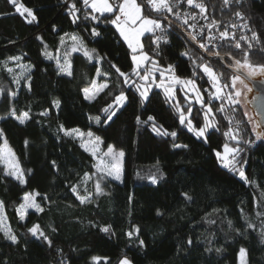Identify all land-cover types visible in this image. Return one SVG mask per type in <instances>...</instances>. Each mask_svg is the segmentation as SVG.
<instances>
[{
    "label": "trees",
    "instance_id": "obj_1",
    "mask_svg": "<svg viewBox=\"0 0 264 264\" xmlns=\"http://www.w3.org/2000/svg\"><path fill=\"white\" fill-rule=\"evenodd\" d=\"M20 2L34 9L35 22L27 23L8 0H0V87L6 90L0 95V116L14 105L19 111L30 109L32 118L23 125L15 119L0 120V125L22 168L33 171L26 173L27 184L20 185L4 177V165L0 163V200L5 204L8 225L19 238V243L13 244L0 232V264H119L123 257L133 264H240L241 247L247 249V264H264V140H256L244 108L230 104L224 106V112H218L221 100L211 102L215 127L207 134V142L198 139L179 123V113L162 89L153 88L149 99L141 104L136 89L122 83L123 77L112 64L131 74V51L110 23H101L97 30L102 35L93 37L91 28L97 24L84 21L83 10L77 13L81 19L73 23L68 12L71 0ZM203 3L209 25L213 20L217 22L209 28L210 32L220 33L227 28L230 33L235 32L237 40L242 35L251 37V31L257 32L260 43L251 41L249 60L264 64V0H241L228 6L223 5V0ZM182 5L200 12L186 0ZM77 7L82 8L79 0ZM237 11L243 13V20L234 15ZM166 16L182 25L174 15ZM245 23L251 31L242 26ZM232 24L237 27L231 28ZM183 28L185 33L169 28L164 21L170 42L161 44V55L155 57L159 64L172 63L182 76L200 73L197 79L204 92L211 83L198 67L201 64L210 65L218 74L222 73L221 82L230 83L231 75L236 73L221 61L203 56L191 43L189 29L184 25ZM70 35L82 40L88 50L96 49L95 58L89 60L83 52H73L66 39ZM143 41L145 50L153 55L151 34L146 33ZM240 43L247 49L245 41ZM234 44L235 41L227 40L217 53L243 60V52ZM44 52L54 58L48 59ZM182 52L189 56H182ZM66 54L71 76L59 73L57 66V59ZM16 56H21L23 64L30 68L25 74L18 73L13 68L14 60L8 59ZM227 63L232 65L229 60ZM7 68L13 71L9 73ZM18 76L19 85L13 82ZM29 76L31 90L25 86ZM96 78L109 81V87L89 101L82 89L92 87L91 81ZM8 89L17 91V97L8 96ZM121 91L127 94L128 102L119 110L113 109L117 115L112 121L97 124L90 119H103L106 114L101 109ZM54 99L61 101L59 109L52 106ZM45 109H49L48 115L41 116ZM203 112L199 104L194 105L193 116L198 125L204 120ZM138 116L141 123H137ZM149 116L155 117L157 126L176 131L177 137L157 135L151 129L152 122L143 123ZM60 124L90 130L102 137L104 144L122 149L123 181L109 177L103 193H94L81 204L70 186L84 183V174L94 170L95 158L81 147L78 138L58 132ZM230 128L240 130L239 147L243 151L239 159L246 164L247 180L221 165L215 154L228 141L224 133ZM245 137L254 143L245 144ZM25 139L30 141L27 147ZM174 143L189 147L173 148ZM52 161L56 162L55 167ZM151 176L157 178L156 183L149 179ZM34 190L48 197L36 198L44 212L31 209L21 221L17 212L21 197ZM34 224L40 225L51 245L28 232ZM108 225L111 234L100 230ZM136 227L140 230L139 239L145 242L143 246L136 235L131 239L126 235ZM189 239L193 241L191 245L187 243ZM218 248L221 251L217 252ZM94 256L101 260L93 261Z\"/></svg>",
    "mask_w": 264,
    "mask_h": 264
},
{
    "label": "snow or ice",
    "instance_id": "obj_2",
    "mask_svg": "<svg viewBox=\"0 0 264 264\" xmlns=\"http://www.w3.org/2000/svg\"><path fill=\"white\" fill-rule=\"evenodd\" d=\"M79 2L82 4V8L77 7V0H71L70 4L68 5V12L73 17V23H76L78 20L81 19V17L77 15V13H80L83 10L84 21L91 20L97 22V26L91 28L90 34L93 37H99L102 35V33L97 30L101 23H110L111 25L115 26L116 30L119 33V36L123 38V41L127 43L128 48L131 49V60L134 64V67L131 69V74L121 71L120 68L117 67L115 64H112V67L115 69V71L119 74L120 77H123V84L130 85L131 87H134L136 89L140 96V103L144 104L149 99V89L152 87V82H155V73L159 72L161 83H159L157 87L164 88L167 94V98L173 103V106L179 113V123L181 125H186L188 130L193 132L196 138H202L205 142H207L208 137L206 133L209 128L214 127L213 120L210 119V116L214 117L215 115V113L213 112L211 99L207 102L205 101V93L200 90V87L196 83L195 78H181L179 76H176L174 65L168 64L167 67L164 68L163 66H160L159 60L155 58L156 56L161 55V44H167L170 41L166 34H156L157 30H160L162 33L164 32V21L167 20V17L164 16V20L162 21L161 19L154 18L151 13L160 15H163L164 13H170L174 15L177 19H183L181 27H183V25H188L189 28H194L195 25L189 24V17H182L179 11L174 12V8L178 7L183 2V0H140V2H138V0H79ZM233 2L239 4L241 0H223V5L228 6ZM8 3L14 7L17 13H19L22 17H25L27 23H33L37 20L34 10L25 6L23 3L20 2V0H8ZM186 3L189 6H194L195 8H198L200 10L199 14L203 15L205 19H207V7L203 3V0H201V2H197V0H186ZM234 15L241 20L244 19L243 13L240 11L235 12ZM191 19L194 20L195 16H192ZM216 23L217 22L213 20L212 24H210L208 27L211 29L216 25ZM242 26L248 28V30L251 31V28H249L246 23ZM171 27L172 25L169 24V28ZM230 27L235 29L237 25L232 24ZM146 33L151 34L150 47L154 45V47H152L153 55L151 56L149 55V52L144 50V44L141 39V37L145 36ZM188 35L191 36L193 40L197 39L196 35H194L192 32H189ZM219 38L222 40L230 39L235 41L234 47L237 49H241V51L243 52V62L241 60H235V67L237 69V72L239 73L241 69L245 70L243 76L240 74L233 75L231 77L230 84H222V73L217 74L216 71L208 64H201L198 67L202 70V73L208 78H210V80L212 81V88L214 89V91L211 92V97L219 100H223L226 97V99L231 104L236 105L239 103V99L237 98L241 97L243 94L241 90L237 89V82L243 84L245 89L250 92L252 91V88L248 86L247 82L254 81L257 77H264V64H253L249 60V53L253 49V44L251 43V41L254 40L257 42V44H259L260 37L257 32L251 31V37L247 35H242L240 36L239 40H237L235 32L230 33L228 29L225 28L224 31H221L219 33ZM37 39L42 40L43 38L37 37ZM71 39L74 42L73 47L71 49L73 52L83 51L84 56H86L89 60L95 58L93 54L96 53V49L88 50L86 47H84L83 41L79 40L78 37H76L75 35H73ZM205 39H207L209 43H211L212 40L215 39V37L209 35ZM241 40L247 43V49L242 48V45L240 43ZM63 42V37H61V43ZM77 42L80 45L79 47L76 46ZM199 46L207 51L206 44L200 43ZM43 54L48 59L54 58L50 53L44 52ZM181 55L189 56V53L182 52ZM212 55H219V53H212ZM8 59L19 60L20 57H8ZM99 59L102 60L105 59V57H99ZM233 59L235 58L233 57ZM147 64H151L152 68H146L145 66ZM57 66L59 69V73L66 74L68 76L72 75V72L70 70L71 64L68 62L67 58H65L63 64H61L60 60L57 59ZM142 69L143 75H141ZM7 71L11 73L13 69L7 68ZM165 72L171 74V83L168 86H165L164 84ZM97 75H100V69H97ZM104 75L107 74L105 73ZM132 75L138 76L141 81L148 82L147 86H145V84L137 83L135 80L132 79ZM199 75L200 73H194V77ZM20 78L21 77L19 76L16 77L13 82L19 85ZM30 81L31 77L29 76L26 78L25 84V86L29 90H31ZM260 82L264 83V80H261ZM175 84H181L183 85L184 89H187L186 99L189 103H191L193 99V97L189 95V93H194L195 101L199 103V105L203 109H205V111L203 112L204 122L200 127H197L193 122L195 117L193 116L192 107H189L185 112L184 108L180 104V101L178 99H175V93L172 87ZM91 86L93 89L91 95L89 94L90 89L88 87L82 89L85 99L89 101L94 100L101 92H104V90L109 87L107 82L101 83L97 86V81L95 79L91 81ZM225 88H230L233 91L225 93ZM5 92L6 90L3 87H0V95L5 94ZM7 95L12 98H15L17 97L18 92L8 89ZM127 102V94L124 91H121L118 95H115L111 103L107 104L101 109V112L106 114L103 119L100 116H97L95 118L90 117V119H94L95 123L97 124H107L112 121L113 118L117 115V111H113V109L115 108L119 110ZM60 105L61 101L59 99H54L52 101V106L54 108L59 109ZM216 111L224 112L223 104H221V106L216 109ZM48 113L49 109H45L43 112L40 113V115L46 116L48 115ZM245 116H247V113H245ZM31 118L32 117L30 115V109L19 111L15 108L14 105L10 106L9 110L5 115L0 116V120L15 119L21 125L27 123ZM136 119L137 123H141L139 116ZM154 121L155 117L149 116L147 120L143 121V123L148 124L149 122H152L151 129L157 135L170 136L173 138L177 137L178 134L176 131H169L168 129H164L162 125L157 126ZM249 122L253 124L252 132L255 133L256 140H264V126H262V123L260 121H252L251 118ZM239 131L240 130L237 128L234 133L233 130L230 128L224 133V135L226 137H229L231 140H236L239 144V140L241 139V137L238 135ZM58 132H62L67 137L80 138L81 140H83L85 136V133L82 132L80 129H68L65 128L63 124H60L58 126ZM87 136L89 137L88 141L81 143V147L84 148L85 151H88L90 155L95 157L98 161V163H96L94 167L96 168V172L100 173V179L95 182V191L96 193L101 194L103 193L101 180H107L109 177L117 181L121 180V173L123 170V157L125 156V153L122 150L117 151L115 149V146L112 144L106 145L107 150L101 152V145H104L105 143L103 139L100 136H94L91 131L87 133ZM0 141H2V143H0V163H4L6 165L3 172L4 177L11 178L17 181L20 185H26L28 182L26 179V173H32L33 170H25L24 168H22L19 158L8 144V140L3 128H0ZM24 143L27 147L30 141L28 139H25ZM245 143H254V141H245ZM172 147L187 149L189 146L187 144L174 143ZM222 147L223 154L220 151L215 152L217 158L220 159L221 163L225 167L230 168L232 171H238L240 177L247 180L245 172L242 169H238L236 167V158L240 155L243 149L239 146L230 147L228 143L223 144ZM229 156H231L230 159ZM51 163L54 167L56 166L55 161H52ZM95 174L96 173H85L84 178L85 180H90ZM149 179H151L152 183L157 182V178L155 176H151L149 177ZM248 182L251 183V181ZM70 190L74 194H76L77 199L81 204L87 202L89 200V196L91 195V193H89L88 196L80 195L75 185L70 186ZM183 195L187 199H191V197H188L187 193H183ZM38 196L41 198V200L48 199L46 194H41L40 192L35 190L32 192H25L23 194V196L21 197L22 202L17 208V212L19 213V219L21 221L25 220L27 210L30 208L35 209L37 213L44 212V207H42V205L36 200ZM131 199L132 197L129 196V201H131ZM157 214H161L159 210H157ZM6 219L7 215L5 212V204L3 200H0V232L3 233L4 238L11 241L13 244H17L19 243V238L13 232L11 226L5 223ZM229 224H231V222H229ZM249 227H252V225H249ZM100 230L103 232H110L111 225L105 226ZM53 231H55V229H53ZM139 231V228L136 227L133 230H129L126 235L130 239L134 235H136L139 244L143 246L145 242L142 239H139ZM237 231L239 232L240 230L237 229ZM28 232L33 237H42L43 240L47 241L49 245L52 244V241L40 228V225L34 224L31 228L28 229ZM262 235H264V233H262ZM187 243L191 245L193 241L189 239ZM216 251L219 252L221 251V249L218 248L216 249ZM246 257L247 249L241 247L239 250L240 264H247ZM92 260L95 262H99L101 258L94 256L92 257ZM119 264H133V262L127 257H123L119 261Z\"/></svg>",
    "mask_w": 264,
    "mask_h": 264
},
{
    "label": "rangeland",
    "instance_id": "obj_3",
    "mask_svg": "<svg viewBox=\"0 0 264 264\" xmlns=\"http://www.w3.org/2000/svg\"><path fill=\"white\" fill-rule=\"evenodd\" d=\"M138 2H139V1H138ZM197 2H199V0H197ZM21 3H23V2H21ZM23 4H24V3H23ZM24 5L27 6L26 4H24ZM27 7H29V6H27ZM29 8H32V7H29ZM32 9H33V8H32ZM33 10H34V9H33ZM165 16H166V15H165ZM154 18H155V17H154ZM156 19H158V18H156ZM112 26L115 28L114 25H112ZM115 30H116V28H115ZM116 31H117V30H116ZM117 33H118V31H117ZM118 34H119V33H118ZM72 36H73V35H70V36L66 37V39H67V41H68V44L71 46L70 49H72L73 44H74L73 40L71 39ZM143 37H144V36H143ZM143 37H141V39H142V42H143V44H144ZM122 39H123V38H122ZM125 43H126V42H125ZM126 44H127V43H126ZM76 46H77V47L80 46L78 42H77ZM144 50H145V48H144ZM130 51H131V49H130ZM145 51H146V50H145ZM81 52H83V51H81ZM210 52H212V51H210ZM218 52H219V51H218ZM131 55H132V53H131ZM149 55H150V54H149ZM16 57H20V59H19V60H14L13 68H15V69L17 70L18 73L25 74V72H27L30 68L26 67V66L23 64V62L21 61V60H22L21 56H16ZM65 58H67V57H64V58H62V59L60 60L61 64L64 63ZM67 60H68V59H67ZM237 60H238V59H237ZM241 61L243 62V60H241ZM171 64H172V63H171ZM160 66H163L164 68L167 67V65H161V64H160ZM209 66H210V65H209ZM133 67H134V64H133ZM133 67H132V68H133ZM145 67L148 68V69H150V68H152V65H151V64H147ZM210 67H211V66H210ZM212 68H213V67H212ZM213 69H214V68H213ZM214 70H215V69H214ZM241 70L245 71L244 69H241ZM216 73H217V71H216ZM217 74H218V73H217ZM141 75H143V69L141 70ZM175 75H176V76H179V77H181V78H195L196 83H197V84L199 85V87H200V90L204 92L203 88H202V87L200 86V84H199V80L197 79V76H195V77H194V75H192V76H182V75H180V74L177 73L176 69H175ZM233 75H237V73H236V74H233ZM233 75H231V77H232ZM170 76H171L170 73L165 72V80H164V84H165V86H168V85L171 83ZM132 79L135 80L137 83L145 84V86H147V83H148V82L141 81L140 78H139L138 76L133 75V76H132ZM230 79H231V78H230ZM209 80H210V78H209ZM96 81H97V86H98L99 84H101V83H105V82L109 83V81H107L106 79H98V78H96ZM159 83H161V78H160L159 72H157V73H155V82H152V87L149 89V94H150V92L152 91L153 88H160V89H162V91L164 92V94H165L166 97H167V94H166L164 88H162V87H157V85H158ZM210 83H211V87H207V88H206V91L204 92V93H205V95H204V99H205V101H206V98H207L208 100L211 99V102H215L217 99L209 98V96L211 95V92L214 91V89L212 88V81H211V80H210ZM221 83H222V84H225V83H223V82H221ZM230 83H231V81H230ZM230 83H229V84H230ZM172 87H173V91H174V93H175V99H178V100L180 101V104H181L182 107L184 108L185 112L187 111V109H188L189 107H192V109H193L195 104H199V103H197V102L195 101V99H194V96H195L194 93H189V95H191V96L193 97L191 103H189V102L187 101V99H186V92H187V89H184L183 85H181V84H175V85H173ZM89 89H90L89 94L91 95L93 89H92V87H90ZM229 91H233V90L230 89V88H225V89H224V92H225V93H227V92H229ZM237 99H239V103H238V104L241 105V100H240V98H237ZM168 101H169V99H168ZM170 102H171V101H170ZM206 102H207V101H206ZM171 103H172V102H171ZM172 104H173V103H172ZM221 104H223V106H227V105H230L231 103H230V102L226 99V97H225L223 100H221ZM204 111H205V109H204ZM213 112H214V109H213ZM214 113H215V112H214ZM210 119L213 120L214 127H215V119H214V117H211V116H210ZM193 122L195 123V125H196L197 127H200V126L203 124L204 120H203V122H202L200 125L197 124V122H196L195 119H194ZM185 127L187 128L186 125H185ZM214 127L209 128L208 131H207V133H206V135H207V134L209 133V131L212 130ZM0 128H2L1 125H0ZM73 128H78V127H73ZM68 129H72V128H68ZM78 129H80L82 132L85 133V136H84L83 140H81L80 138H78L79 141H80L81 143L87 142L88 139H89V137L87 136V133H88L90 130H84V129H81V128H78ZM187 129H188V128H187ZM91 132H92V131H91ZM233 132L235 133V131H233ZM92 133H93V132H92ZM192 133H193V132H192ZM193 134H194V133H193ZM94 136H97V135H94ZM207 137H208V136H207ZM101 138H102V137H101ZM228 138H229V137H228ZM102 139H103V138H102ZM7 140H8V139H7ZM245 141H249V138H248V137H245V138H244V142H245ZM236 142H237L236 140H231V139L229 138L228 141H226L225 143H228L230 147H237V146H239V144H237ZM225 143H224V144H225ZM8 144H9V142H8ZM108 144H111V143H108ZM108 144L101 145V152L107 150L106 145H108ZM245 144H246V143H245ZM112 145H113V144H112ZM9 146H10V144H9ZM10 147H11V146H10ZM89 147H90V145H89ZM11 148H12V147H11ZM115 149H116L117 151L122 150V149H118V148H116V147H115ZM12 150H13V149H12ZM13 151H14V150H13ZM122 151H123V150H122ZM216 151H220V152L223 154V147H222L221 149H216ZM216 151H215V152H216ZM123 152H124V151H123ZM216 157H217V156H216ZM94 158H95V157H94ZM230 158H231V156H229V159H230ZM217 159H218L219 163H220L221 165H223V164L221 163L220 159H219V158H217ZM236 159H237L236 167H237L238 169H242V170L245 172V166H246V164L240 162L239 156H238ZM96 163H98V161H97V159L95 158V164H96ZM124 163H125V156L123 157V170H122V173H121V180H119V181H123V179H124ZM3 165H4V169H5L6 165H5L4 163H3ZM223 166H224V165H223ZM224 167H225V166H224ZM237 172H238V171H237ZM91 173H96V174L93 175L92 178H91L90 180H85V179H84V183H83V184H81V185H79V186H76V187H77V190H78V193H79L80 195L88 196L89 193H91V195L89 196V198H90L94 193H96V191H95V182H96L98 179H100V173H97V172H96V168H95V167H94L93 172H91ZM238 175H239V172H238ZM239 176H240V175H239ZM104 184H105V180H101V186H102L103 190H104V188H105V185H104ZM27 192H32V191H27ZM29 210H31V208L27 210V213H28ZM27 213H26V218H27ZM26 218H25V219H26ZM5 223L8 225V221H7V219H6ZM106 233H107V234H111V231H110V232H106Z\"/></svg>",
    "mask_w": 264,
    "mask_h": 264
},
{
    "label": "water",
    "instance_id": "obj_4",
    "mask_svg": "<svg viewBox=\"0 0 264 264\" xmlns=\"http://www.w3.org/2000/svg\"><path fill=\"white\" fill-rule=\"evenodd\" d=\"M167 20L165 21L168 25L171 24L172 27L181 30L183 33L186 32V29L181 27L177 22L169 18L168 16ZM162 19L164 20V16H162ZM191 43L193 46L206 58L209 60H218L221 61L222 64H225L232 72L240 74L243 76L244 71L240 70V72H237V69L235 66L228 64L227 60L230 62H235V59L229 57H225L222 54L219 55H212V53L217 52H210L206 51L204 48H201L200 42L197 40H191ZM231 65V66H230ZM264 80V77H257L254 81H248V86L252 88V91H247L243 84H240L237 82V89L241 90L243 92L242 96L239 97L241 100V106L244 108L245 113H247V117L251 118L252 121H260L262 123V126H264V83H261L260 81ZM251 124V127H253V124ZM259 131V130H258ZM255 134V133H254Z\"/></svg>",
    "mask_w": 264,
    "mask_h": 264
},
{
    "label": "built area",
    "instance_id": "obj_5",
    "mask_svg": "<svg viewBox=\"0 0 264 264\" xmlns=\"http://www.w3.org/2000/svg\"><path fill=\"white\" fill-rule=\"evenodd\" d=\"M175 11H179L181 13V16H187L189 17V24L190 25H195L194 28H189L188 25H184L185 27H187L189 29V32H192L194 35H196L197 37V41H201L204 44H206L207 48L210 49L212 52H218L223 45L227 44V40H222L219 38V33H214V32H210L209 31V20L208 17L207 19H205V17L203 15H200L199 12L191 10L190 8H188L187 6H183L182 3L174 8V12ZM167 13H164L163 15H166ZM192 16H195V19H191ZM158 19H161L163 21V19L160 17ZM181 23H183V19H178ZM91 21V20H90ZM94 24L97 22L96 21H91ZM157 35H161V34H165V31L162 33L160 30H157ZM209 35H211L212 37H215L214 40H212L211 43H209V41L207 39H205L206 37H208ZM209 98H212L211 95L209 96ZM228 131V130H227Z\"/></svg>",
    "mask_w": 264,
    "mask_h": 264
},
{
    "label": "flooded vegetation",
    "instance_id": "obj_6",
    "mask_svg": "<svg viewBox=\"0 0 264 264\" xmlns=\"http://www.w3.org/2000/svg\"><path fill=\"white\" fill-rule=\"evenodd\" d=\"M232 65L235 66V62H232Z\"/></svg>",
    "mask_w": 264,
    "mask_h": 264
}]
</instances>
